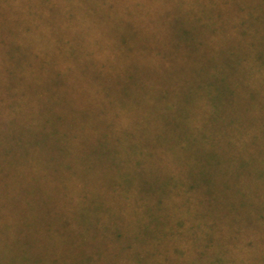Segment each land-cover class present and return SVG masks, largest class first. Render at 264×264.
I'll list each match as a JSON object with an SVG mask.
<instances>
[{
  "label": "trees",
  "instance_id": "1",
  "mask_svg": "<svg viewBox=\"0 0 264 264\" xmlns=\"http://www.w3.org/2000/svg\"><path fill=\"white\" fill-rule=\"evenodd\" d=\"M194 19H182L178 42H187ZM196 24L192 37L198 136L194 142L182 138L173 158L175 167L185 165L196 147L194 173L202 178L197 186L204 188L198 200L202 202L210 195L205 190H210L212 177L219 181L218 164L225 155L213 142L223 124L232 127L237 143L232 145L249 161L264 165V15L197 17ZM0 39V48L7 40L19 50L0 59V170L37 172L48 176L53 186L68 189L73 201L83 202L84 221L97 218L88 235L120 236L128 223L144 225L146 219L128 221L143 180L121 170L128 156L123 152H128L126 138L142 143L129 149L135 155L134 163L130 158L134 173L141 168L142 173L158 153L159 147L151 149L147 139L154 133L160 139V0H0ZM75 52L98 76L82 80L75 89L94 90L87 99L96 97V102L81 104L82 115L73 109L67 118L40 117L28 98L42 105L48 72H57L50 58L65 64ZM73 102H80L77 94ZM112 135L114 159L122 165L114 168L115 175L110 174V162L92 168L94 161H77V147L91 149L95 141L105 160L112 161ZM130 177L133 196H128ZM199 238L207 241L206 248L222 252L224 261L241 264L247 251L256 255L250 256L251 264H264V237L244 240L243 246L234 240L227 244L211 229Z\"/></svg>",
  "mask_w": 264,
  "mask_h": 264
},
{
  "label": "rangeland",
  "instance_id": "2",
  "mask_svg": "<svg viewBox=\"0 0 264 264\" xmlns=\"http://www.w3.org/2000/svg\"><path fill=\"white\" fill-rule=\"evenodd\" d=\"M220 15H264V0H160V139L158 133L147 139L151 149L153 145L159 147L158 153L150 158L154 162L142 173V168L134 173L135 155L129 149L141 147L142 143L140 139L126 138L123 144L128 152H123L128 156L121 170L135 180H143L137 186L138 201L132 204L135 210L140 207L139 213L134 210L128 221L146 219L144 225L128 223L126 234L120 236L88 235L86 230L97 223V218L86 223L83 202L77 198L73 201L68 189L53 186L48 176L37 172L0 170V264H233L224 261L223 253L215 247L206 248L207 241L200 239V234L212 229L227 244L234 240L242 246L244 240L264 237V165L259 167L249 161L240 147L232 145L236 142L230 125L220 126L221 133L213 142L223 147L225 156L218 164L219 181L212 177L210 190H205L210 193L207 200L198 201L204 188L197 187L202 178L194 173L195 146L185 165L175 167L180 140L194 142L198 136L192 37L196 18ZM187 16L195 19L190 20L187 42L181 43L179 32L182 19ZM127 23L131 31L132 18ZM12 43L5 40L0 59L8 54L18 55L19 50ZM84 60L79 52L66 59L65 64L50 58L57 72H48V92H40L42 105L28 98L33 111H39L40 117L43 113L50 114L51 119L55 115L67 118L73 109L82 115V105L96 102V97L87 99L94 96V90H86V86L85 90L75 89L86 78L95 80L96 73L85 68ZM110 71L113 74V68ZM75 94L85 103L73 102ZM87 100L91 102L86 103ZM115 145L112 135V161L105 160L96 141L91 149L77 147V161H94L92 168L110 162L113 176L117 171L114 168L122 166L114 159ZM130 182L132 190H128V196H133V178ZM244 253L248 255L244 254L241 264H251L250 259L256 255Z\"/></svg>",
  "mask_w": 264,
  "mask_h": 264
}]
</instances>
